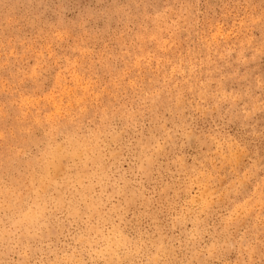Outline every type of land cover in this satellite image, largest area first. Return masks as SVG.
Here are the masks:
<instances>
[{
  "label": "rangeland",
  "instance_id": "obj_1",
  "mask_svg": "<svg viewBox=\"0 0 264 264\" xmlns=\"http://www.w3.org/2000/svg\"><path fill=\"white\" fill-rule=\"evenodd\" d=\"M0 264H264V0H0Z\"/></svg>",
  "mask_w": 264,
  "mask_h": 264
}]
</instances>
